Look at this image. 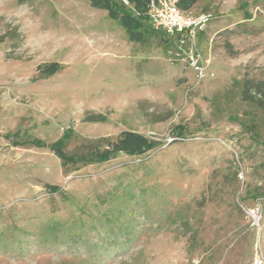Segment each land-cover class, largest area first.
I'll return each instance as SVG.
<instances>
[{
  "label": "rangeland",
  "instance_id": "1",
  "mask_svg": "<svg viewBox=\"0 0 264 264\" xmlns=\"http://www.w3.org/2000/svg\"><path fill=\"white\" fill-rule=\"evenodd\" d=\"M185 10L212 15V77L89 0H0V264H264V110L242 99L264 80V0ZM124 130L157 145L65 164L48 147L69 132L64 151L87 154Z\"/></svg>",
  "mask_w": 264,
  "mask_h": 264
},
{
  "label": "trees",
  "instance_id": "2",
  "mask_svg": "<svg viewBox=\"0 0 264 264\" xmlns=\"http://www.w3.org/2000/svg\"><path fill=\"white\" fill-rule=\"evenodd\" d=\"M89 1L93 7L105 9L111 18L118 20L130 40L141 41L145 39L144 29L146 26L150 27L145 14L148 0H128L130 3L134 4V8L139 12V15H135L134 12L127 9L125 5L118 4L115 0ZM194 1L195 0H180V6L185 9ZM56 69L57 64L51 63L45 65L42 71L52 74ZM242 99L244 101H250L258 108L264 110V80L253 81L251 79H244L242 83ZM68 135L69 132H66L61 138L48 145V147L61 159L63 164L75 161L100 162L109 159L117 152H125L129 155L142 154L157 145L155 140L143 134L124 130L121 131L117 139L109 141L102 149H96L87 154H69L63 149L64 139L67 138ZM30 143L37 147L46 146L42 140L37 138L30 140Z\"/></svg>",
  "mask_w": 264,
  "mask_h": 264
},
{
  "label": "built area",
  "instance_id": "3",
  "mask_svg": "<svg viewBox=\"0 0 264 264\" xmlns=\"http://www.w3.org/2000/svg\"><path fill=\"white\" fill-rule=\"evenodd\" d=\"M133 12L139 15L135 8ZM145 14L152 29L174 42L175 59L182 61L185 68L193 70L198 79L214 76L208 71L209 59L198 47L199 34L212 17L211 13H190L180 6V0H148ZM261 212L259 205L248 209L253 224H259Z\"/></svg>",
  "mask_w": 264,
  "mask_h": 264
},
{
  "label": "crops",
  "instance_id": "4",
  "mask_svg": "<svg viewBox=\"0 0 264 264\" xmlns=\"http://www.w3.org/2000/svg\"><path fill=\"white\" fill-rule=\"evenodd\" d=\"M200 35H201V33H200Z\"/></svg>",
  "mask_w": 264,
  "mask_h": 264
}]
</instances>
